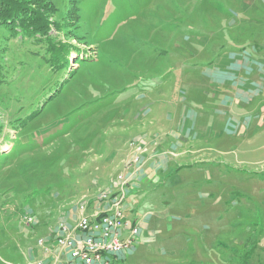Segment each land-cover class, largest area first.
<instances>
[{
	"label": "rangeland",
	"instance_id": "1",
	"mask_svg": "<svg viewBox=\"0 0 264 264\" xmlns=\"http://www.w3.org/2000/svg\"><path fill=\"white\" fill-rule=\"evenodd\" d=\"M239 3L0 0L5 18L13 17L0 20V264H14L4 252L9 247L20 256L19 249L46 237L54 242L67 236L84 246L89 237L80 230L79 212L94 218L110 210L103 202L112 198L113 185L138 176L140 159L154 145L135 133L141 126L135 116L157 99L156 89L171 79L175 61L207 46L184 37L204 35L210 45L230 38L238 30L231 18ZM19 14L23 24L47 20V40L11 31L14 21L20 25ZM169 88L171 80L163 89ZM244 123L230 118L228 127L248 129ZM260 129L261 136L249 141L227 134L222 145L206 143V162L182 168L181 186L171 188V210H154L168 213L150 226L154 234L146 242L152 249L139 252L138 264H264V125ZM164 196L154 197L163 203ZM92 200L97 206L87 213ZM72 208L79 220L70 227L55 210ZM135 211L140 216L146 210H126V219ZM10 225L27 236L14 235ZM36 226L42 228L38 235ZM137 229L122 227L120 235ZM136 240L99 252L120 260L134 252ZM56 246L80 262L68 246Z\"/></svg>",
	"mask_w": 264,
	"mask_h": 264
},
{
	"label": "crops",
	"instance_id": "2",
	"mask_svg": "<svg viewBox=\"0 0 264 264\" xmlns=\"http://www.w3.org/2000/svg\"><path fill=\"white\" fill-rule=\"evenodd\" d=\"M261 1L262 6H257L256 0H241L238 4L240 13L236 12L235 15L238 14L231 18L238 30L233 26L235 33H231L230 38H217L216 43L210 45V39L204 35L184 37L186 42L203 39L207 46L199 53L190 54V57L187 49V59L175 61L171 67V79L156 89L157 99L151 102L150 107L144 104L135 116L136 124L141 125L136 128L137 136H150L151 139L147 136L146 139L156 146L151 145L152 153L149 150L143 158L142 171L131 181L125 205V212L146 210L140 216L135 211L132 220L126 219L140 227L136 249L131 255L116 260L117 264H129L132 260L131 264H138L139 252L152 249L146 242V236L154 234L149 228L158 217L168 213L154 210H171V188L181 186L179 175L182 168L191 163L206 162V143L222 145L228 136L232 140L248 141L261 136L260 128L264 125V20L258 12L255 13L259 9L264 14V0ZM244 26L248 27L247 31L243 30ZM170 80L171 88L163 89ZM230 118L236 122L245 120L248 129L243 126L230 129ZM252 125L254 129L248 131ZM156 193L165 195L166 202L158 203L154 197ZM133 197L134 200L128 203ZM96 206L97 200H92L87 213H92ZM47 211L49 217L52 212ZM55 211L63 214L61 218L68 221L70 227L74 226L75 219L79 220L73 208ZM9 227L16 236L26 237L28 234L16 225ZM35 228L34 234L38 235L42 228ZM45 229L42 234L47 233ZM0 231L3 233L2 229ZM7 236L8 233L3 237ZM33 238L27 237L26 240ZM44 239L50 252L39 246L38 241H31L19 249L20 256H14L18 248L11 252L9 247L4 252L14 264H26L27 260L35 262L33 264H80L58 248L55 241L50 242L49 237Z\"/></svg>",
	"mask_w": 264,
	"mask_h": 264
},
{
	"label": "built area",
	"instance_id": "3",
	"mask_svg": "<svg viewBox=\"0 0 264 264\" xmlns=\"http://www.w3.org/2000/svg\"><path fill=\"white\" fill-rule=\"evenodd\" d=\"M136 146L140 147V143H137ZM145 153L146 152L144 151L142 154L144 155ZM141 160L140 169L143 167V156L140 161ZM127 171L130 170L127 169ZM129 183H131V178L120 184L113 185L111 192L112 198L107 199L106 197L103 202L104 204L109 203L111 205L110 210L107 212L102 211L94 218L85 216L84 212H79L80 230L87 233L89 237L88 240H84V246L81 247L80 244L77 246V242H75L74 239L61 235L56 238L55 243L64 247L68 246V248L72 250V257L80 259V262L82 261L81 264H117L115 259L103 254L102 252L100 253L99 251H118L123 246L131 244L132 240L137 239L139 229L133 232L131 231L130 234L120 235V229L122 227H134V224H132L129 220H126L125 205H123L124 199H126L128 195L127 190L130 189ZM119 199L123 200L121 204L118 203ZM82 210H84V208H82ZM108 239L114 240L112 244L107 242ZM44 241L39 242V246L43 247L45 251H49L50 249L46 244V241Z\"/></svg>",
	"mask_w": 264,
	"mask_h": 264
},
{
	"label": "trees",
	"instance_id": "4",
	"mask_svg": "<svg viewBox=\"0 0 264 264\" xmlns=\"http://www.w3.org/2000/svg\"><path fill=\"white\" fill-rule=\"evenodd\" d=\"M17 14H18V12L16 13V15ZM19 17H20V19H19L20 25L18 26V22L14 21L16 24H15L14 28L12 26L11 31H17L18 29H21L24 34L29 36V38L34 39V37L42 36V37H44L43 38L44 40H47V38H48L47 35L50 33V31H49L50 26H49V23L47 20L42 19L40 21L41 23L40 22L29 23L30 21H29V17H28L27 21L29 24H23L25 21L24 17L21 14H19ZM12 19H13V17L5 18L3 11L0 10V20L1 21H12ZM5 25H6V27H9V25H7V24H5ZM51 43H52V41H49V44H51Z\"/></svg>",
	"mask_w": 264,
	"mask_h": 264
},
{
	"label": "bare ground",
	"instance_id": "5",
	"mask_svg": "<svg viewBox=\"0 0 264 264\" xmlns=\"http://www.w3.org/2000/svg\"><path fill=\"white\" fill-rule=\"evenodd\" d=\"M40 242H43V240H42V241H40Z\"/></svg>",
	"mask_w": 264,
	"mask_h": 264
}]
</instances>
